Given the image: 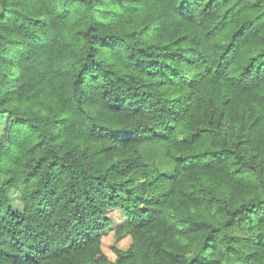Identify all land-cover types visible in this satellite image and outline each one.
Masks as SVG:
<instances>
[{
	"label": "trees",
	"instance_id": "obj_1",
	"mask_svg": "<svg viewBox=\"0 0 264 264\" xmlns=\"http://www.w3.org/2000/svg\"><path fill=\"white\" fill-rule=\"evenodd\" d=\"M0 173V264H264V0H0Z\"/></svg>",
	"mask_w": 264,
	"mask_h": 264
},
{
	"label": "rangeland",
	"instance_id": "obj_2",
	"mask_svg": "<svg viewBox=\"0 0 264 264\" xmlns=\"http://www.w3.org/2000/svg\"><path fill=\"white\" fill-rule=\"evenodd\" d=\"M5 179L4 175L0 173V182H2ZM34 186L33 180H25L22 183L19 184V187L17 189H10L9 195L12 204L16 208H21V194L22 192L26 191L29 188H32ZM109 216L111 217L112 224L111 226L103 233L102 235V247L104 252L110 257L114 258V253L112 250V247H119V248H126L131 239L128 234H121L118 235L117 228L120 227L123 223H125L126 218L122 210L116 209L108 212Z\"/></svg>",
	"mask_w": 264,
	"mask_h": 264
}]
</instances>
